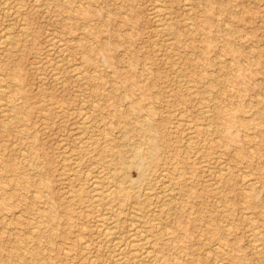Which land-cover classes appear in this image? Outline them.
Returning a JSON list of instances; mask_svg holds the SVG:
<instances>
[{
  "label": "rangeland",
  "instance_id": "rangeland-1",
  "mask_svg": "<svg viewBox=\"0 0 264 264\" xmlns=\"http://www.w3.org/2000/svg\"><path fill=\"white\" fill-rule=\"evenodd\" d=\"M151 1L10 0L6 11L0 6V29H7L18 40L11 50L0 45V86L12 92L18 107L28 114L16 123L10 110L0 107V185L7 190L0 193V202L6 204L0 208V264H28L19 256L15 241L32 230L36 216L32 194L16 180L11 184V177L28 178L33 173L29 168L32 162L41 167L42 179L49 186L43 195L54 201V213L63 212L61 197L68 188L60 178L61 160L66 150L74 148L73 132L84 114L90 115L95 127H110V137L117 141L130 118L117 114L132 101L139 102L145 115L151 110L154 123L164 133L180 110L199 116L202 98L210 96L209 89L213 90L214 103L221 107L219 117L214 113L219 123L225 111L241 106L243 112L237 120L250 119L256 131L236 132L235 141L242 147L241 151L232 149L239 161L237 168L224 154L234 171L223 188L231 209L213 196V174L194 173L198 193L182 219L189 232L184 238L192 252L185 258L215 264L208 251L216 236L209 230L229 223L233 230L230 241L235 246L232 252L242 258L241 262L223 260L228 264H264V249L260 258L248 228V221L258 224L264 239V0H162L165 19L160 24L153 16ZM17 9H23L20 16ZM208 16L213 21L210 25L205 23ZM19 20L27 23L26 35ZM170 31L179 34L180 41ZM209 31L217 40L216 46L207 50L204 36ZM228 37L230 43L225 41ZM102 45L109 50L101 51ZM88 53L91 60L86 62ZM194 62L205 67V78L201 79L200 71L192 66ZM8 74L15 76L20 90L9 82ZM118 75L129 76L132 85H126ZM185 80L194 86L192 94H184L181 85ZM9 123L13 127L5 130ZM34 140L40 144L37 158L24 159V150L28 154ZM133 171L135 177L137 172ZM248 171L255 178L250 205L242 195ZM13 188H18L16 193ZM93 219L92 214L82 220L88 231L93 229ZM57 226L51 256L42 264H67L62 253L67 242L74 243V234L68 232L67 225ZM26 245L33 246V242ZM71 253L70 263H83L77 245ZM100 264L112 262L103 256Z\"/></svg>",
  "mask_w": 264,
  "mask_h": 264
},
{
  "label": "bare ground",
  "instance_id": "bare-ground-1",
  "mask_svg": "<svg viewBox=\"0 0 264 264\" xmlns=\"http://www.w3.org/2000/svg\"><path fill=\"white\" fill-rule=\"evenodd\" d=\"M161 1H151L153 16L159 24L165 19L162 16L165 8ZM9 4L10 0H0L1 9H5L4 11L10 8ZM21 10H15L16 14L20 16ZM82 11L85 16L87 12L85 9ZM205 21L208 25L213 22L209 16ZM19 26H21L22 34L26 35L27 23L20 21ZM226 31L228 35L231 34L230 29ZM172 33L177 42L180 41L179 34L175 31ZM216 40L217 37L209 31L204 36V49L208 50L216 46ZM225 41L230 43V38H226ZM17 42L18 40L11 32L0 29V45L3 50L13 48ZM100 50H109V48L102 45ZM84 59L89 62L90 53ZM79 65L81 67V63ZM192 66L200 71L201 79L205 78L206 70L202 64L194 62ZM7 77L10 79L9 82L20 90V85L14 82L15 76L8 74ZM117 78L128 86L133 83L129 76L118 75ZM181 86L186 95L194 92V86L189 81ZM207 91L210 92V96L205 95L202 98L204 102L199 116L193 117L186 114L184 110H180L175 116L176 120H173L169 127V133L166 132L167 130L160 133L159 127L151 117V110L146 113V116L139 102L134 104L132 101L130 107L125 111L121 109L117 114L119 117H130L127 128L124 127L125 131H121L122 134L119 133L121 135L117 141L110 137V127H95L90 115L84 114L78 128H75L76 131L73 132L74 148L66 150L61 160L60 178L68 188L62 194L63 198L61 197L63 212L54 213V201L43 195L45 187L49 186L42 179L44 171L41 167L32 162L29 163V168L33 173L28 174V178L20 180L19 176L11 177V184L16 180L22 188L32 194L33 210L36 212L31 222L32 230L21 238L16 237L19 256L28 264H42L43 260L50 258L49 251L53 247L56 226L62 224L67 225L68 232L74 234V243L67 242L68 245L64 246L62 253V258L67 260V264H72L70 263L71 251L76 248V245L83 257L82 264H100L103 256H107L112 264H202L198 258H185V255L192 252L188 241L184 238L189 232L182 219L184 220L187 216L188 205L194 201L198 193L195 189L194 173L213 174L214 184L211 189L213 196L220 201H225V206L228 210L231 209L223 188L225 183L233 177L234 171L224 154L237 168L239 161L232 154V149L241 151L242 147H239L235 141L236 132L248 129L256 131L250 119L237 120L238 114L243 112L241 106L225 111L222 114L223 121L219 123L217 118L221 113V107L214 103L213 90ZM0 107L10 110V118L16 123L28 115L18 107L12 92H7L3 84L0 86ZM214 113L218 117H215ZM125 122L127 123L126 120ZM12 127V123L4 125L5 130H11ZM39 146L36 140L31 141L30 152L27 154L23 149L22 157L24 159L30 157L34 160L37 158ZM133 169L137 172L135 177L131 175ZM248 173L244 175L245 191L243 190L242 195L245 202L250 205L255 178L251 176L252 172L248 171ZM17 189L13 188V193H16ZM6 191L4 184H1L0 193L4 194ZM5 205L1 200L0 208ZM92 214L94 226L91 231H88L83 221ZM248 222L254 249L261 258L264 239L260 226L253 221ZM232 231L229 223L209 230L211 235L216 236L208 251L215 264H228L223 260L225 258L241 262V255H235L236 253L232 252L235 247L230 241ZM31 241L33 246H25Z\"/></svg>",
  "mask_w": 264,
  "mask_h": 264
}]
</instances>
